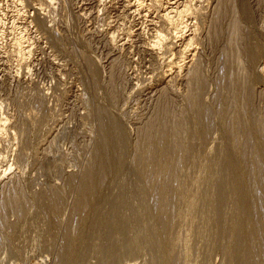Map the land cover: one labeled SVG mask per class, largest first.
<instances>
[{"label": "rangeland", "instance_id": "rangeland-1", "mask_svg": "<svg viewBox=\"0 0 264 264\" xmlns=\"http://www.w3.org/2000/svg\"><path fill=\"white\" fill-rule=\"evenodd\" d=\"M136 1L0 0V264H264V217L254 237L241 213L264 183L233 159L264 163V0H189L179 36L182 0ZM162 124L188 158L168 175L139 167Z\"/></svg>", "mask_w": 264, "mask_h": 264}, {"label": "bare ground", "instance_id": "bare-ground-1", "mask_svg": "<svg viewBox=\"0 0 264 264\" xmlns=\"http://www.w3.org/2000/svg\"><path fill=\"white\" fill-rule=\"evenodd\" d=\"M48 1V0H47ZM50 1V0H49ZM139 1L140 0H138V3H139ZM174 1H176V0H174ZM183 2H182V4L181 5H173V6H171V8L170 7H168V9L167 8H165V12H164V14H163V18H164V21L165 22H169V26L171 27L172 26V28H173V32H171V33H174L175 32V34H180V33H182L181 32V30L182 29H184L187 25H186V17L187 16H189L190 14H192V10L194 11V9L196 8H193L192 9V6L190 5V3L191 2H189V0H188V2L189 3H187V1L185 0H182ZM191 1V0H190ZM199 1V0H198ZM132 2V1H131ZM181 2V1H180ZM180 2H176V3H179L180 4ZM16 4H17V2H15ZM127 3V2H126ZM136 3H137V1H136ZM137 3V4H138ZM141 3H143V2H141ZM141 3H139V4H141ZM135 4V3H134ZM136 4V5H137ZM158 4V3H157ZM166 4H167V1H166ZM173 4V3H172ZM126 5V4H125ZM171 5V4H170ZM192 5H194L193 3H192ZM154 6V5H153ZM161 6V5H160ZM128 7H130V6H128ZM136 7V6H135ZM134 7V8H135ZM142 7V6H141ZM141 7L139 6V8L141 9ZM159 7V6H158ZM194 7V6H193ZM137 9V8H136ZM18 12H19V10H17ZM137 12L136 13H138V10H136ZM196 11V10H195ZM194 15H195V12H194ZM192 15H190L189 17H191ZM133 17V16H132ZM188 18V17H187ZM192 18V17H191ZM167 22V23H168ZM188 24V23H187ZM4 25V24H3ZM189 25V24H188ZM195 27V26H194ZM171 30V29H170ZM158 31H160V30H158ZM183 31V30H182ZM184 31H185V29H184ZM192 31V30H191ZM19 33V32H18ZM156 33H158V32H156ZM184 33V32H183ZM192 34L194 33V31L193 32H191ZM175 34H173V35H175ZM172 35V34H171ZM176 35V36H177ZM16 36V35H15ZM14 36V37H15ZM162 33H158V35L156 34V38L155 39H152V41H150L151 43H152V46L154 47L155 45L156 46H159L158 44L161 42V40H163L164 39V36H163V38H162ZM175 36V37H176ZM179 36V35H178ZM176 37V38H179V37ZM182 36L184 37V39H185V42H184V44H183V49L181 48L180 49V51H179V49H177V51H179L180 53H184V51L186 50V49H190L189 47H192L191 46V43L193 42V39H192V37H193V35L191 36V37H189V36H187V37H185V35H183L182 34ZM113 37L114 36H112L111 35V37L109 36V38L111 39V42L114 40L113 39ZM22 38H24V37H22ZM153 38V37H152ZM174 38V37H173ZM180 38H181V36H180ZM194 38V37H193ZM184 39H183V41H184ZM20 40V39H19ZM19 40H17L16 39V41H18V42H16L17 44H15L16 45V50H17V52L19 53V56H23V57H25L24 55H28V54H26L28 51L25 49V44L22 46V43H24L23 41H22V43L19 41ZM23 40V39H22ZM166 40V39H165ZM164 41V40H163ZM13 43V42H12ZM113 43V42H112ZM151 43H149V45L151 44ZM161 44H162V42H161ZM172 44V43H171ZM161 46V45H160ZM27 47V46H26ZM162 47V46H161ZM168 47V46H167ZM160 48V47H159ZM30 49V48H29ZM15 50V51H16ZM191 50V49H190ZM177 51H175V52H177ZM178 52V53H179ZM190 51H188L187 50V53H189ZM263 53V52H262ZM176 54V53H175ZM182 54H178V55H182ZM186 53H184L183 55H185ZM256 53H255V51H253V53L251 54V55H249L250 56V58L251 59H253V56L255 55ZM189 55V54H188ZM188 55H187V57H188ZM193 54H191V56H190V58L192 57V59H193V56H192ZM179 56V57H180ZM173 57V56H172ZM27 58V57H26ZM182 58H183V56H182ZM182 58H180L181 60H182ZM185 58V57H184ZM21 59H23V58H21ZM177 59V58H176ZM188 59V58H187ZM191 59V60H192ZM172 60V59H171ZM184 60V59H183ZM191 60H190V62L189 63H191ZM25 61V60H24ZM168 61H170L169 59H168ZM179 62H180V60H178ZM177 61V62H178ZM186 61V60H185ZM183 62V61H182ZM181 62V63H182ZM173 63V62H172ZM185 63V62H184ZM188 64V63H187ZM171 66L170 67H172L173 66V64H170ZM175 65V68L176 69H178L179 71L181 70V66H183L182 64L180 65V64H178V63H175L174 64ZM188 66H190V65H188ZM171 69V68H170ZM175 69V70H176ZM172 70V69H171ZM178 70H176L177 72H178ZM167 71H170V70H167ZM166 71V72H167ZM198 65L196 64V65H193L192 67H190L189 69H188V74H189V78H190V80L192 79V80H199L200 78H199V74H198ZM175 72V71H174ZM167 74H165V76H166ZM172 77V76H171ZM165 79V78H164ZM168 83V82H167ZM191 97H193V96H191ZM190 103H192L191 104V107L193 108V111L195 112V111H197L198 109H199V107H200V103H199V99L198 98H193V100L191 99L190 100ZM2 121V120H1ZM2 125V124H1ZM163 125V127H164V124H162ZM166 126V125H165ZM161 127V126H160ZM168 127V126H167ZM181 127L182 126H180L178 129H179V131H177L176 133L177 134H179V132H180V130H181ZM165 129L164 130H166L167 129V131L166 132H163L162 131V128H161V131L163 132H161L160 131V128H159V132L161 133L160 135H159V133H158V137L159 138H157V137H155V138H157V139H151L150 140V138L149 137H147V139H146V137L145 138H143V140H145L144 142H143V144H144V147L143 148H141L142 147V145L140 146V148H141V153L140 154H142L141 155V158L139 159V167L140 166H144V168H148L147 166H149L150 167V170H152V169H154V171L155 172H159V171H165V172H163V173H166L167 175L170 173V171H171V168L173 169V167H176V165L178 164H181V161L183 162V163H186L188 160V158H186V162H185V157L186 156H184V158H177V154H178V151H181L182 150V146L180 145V143H179V141H177L176 140V138H175V136H174V134H175V132H174V134L173 133H169V131H171V130H169L168 128H166V127H164ZM172 129V128H171ZM105 130V129H104ZM169 130V131H168ZM183 131V130H182ZM167 132L169 133V134H167ZM173 132V131H172ZM184 133L186 132L185 130L183 131ZM170 134H173V136L172 135H170ZM176 134V135H177ZM191 134V133H190ZM205 134V133H204ZM157 135V134H156ZM169 135V136H168ZM203 135V134H202ZM104 136H106L105 134H104ZM116 136V135H115ZM114 136V137H115ZM171 136V137H170ZM178 136V135H177ZM186 136V135H185ZM107 137V136H106ZM118 137V135L116 136V138ZM152 137V136H151ZM264 139V138H263ZM117 140V139H116ZM107 140H104V142H103V145H104V143L106 142ZM118 142H120L119 141V138H118V141H116V142H114V144L116 145V143H118ZM107 143V142H106ZM107 144H109V143H107ZM106 144V145H107ZM119 144H121V143H119ZM112 145V144H111ZM118 146V145H117ZM103 147V146H102ZM115 148V147H114ZM177 151V154L174 156V154H175V152ZM256 152V153H255ZM139 154V155H140ZM113 155V154H112ZM111 155V156H112ZM245 156H247V158L248 159H250V161H251V163H252V167H253V169L252 170H249L248 171V173L247 174H245L244 175V172L242 173V171L240 172V168H241V165H242V162H243V159H247ZM260 158V154H258V152H257V150H255L252 146H250V145H248L247 146V148H245L244 149V151L242 150V154H241V156H236V157H234L233 159H234V169H235V171H237L238 173V175L240 176V179H241V182H243V183H246L247 185H251V187H253V189L254 190H256V187L257 186H263V183L264 182H262L261 180H260V178H261V176H262V174H261V171H262V169H264L263 167H264V163L259 159ZM111 158V157H110ZM263 159H264V156L262 157ZM247 159V160H248ZM180 166V165H179ZM184 166H185V164H184ZM10 167V166H9ZM138 167V168H139ZM181 168L183 167V165L182 166H180ZM179 167V173L181 172L180 171V168ZM142 167H140V169H141ZM175 169V168H174ZM142 171H143V168L141 169ZM149 170V169H148ZM147 170V171H148ZM167 170V171H166ZM176 170H178V168L176 169ZM140 171V170H139ZM145 171V170H144ZM174 171V170H173ZM146 172V171H145ZM149 172V171H148ZM176 172V171H175ZM159 173H161V172H159ZM141 174V173H140ZM144 174V173H143ZM171 174V173H170ZM181 174V173H180ZM3 175V174H2ZM182 175V174H181ZM245 176L247 177V180L245 179ZM180 181L182 182V180L180 179ZM222 182H226V181H222ZM165 183V182H164ZM167 183V182H166ZM181 184V183H180ZM224 185H225V183H224ZM221 186H223V183L221 184ZM253 192H255V191H250L246 196H244V198H243V206L241 207L243 210H242V214H243V216H244V224H243V228L242 229H244V227H245V229L244 230H246V234L248 233L250 236L251 235H253V234H256V232L258 231L257 230V225H258V222H260V220H262V218L264 217V215L263 214H259V212L261 211V210H263L264 209V197H262V196H258V195H256V196H253ZM257 201H260V207H259V210H258V212L257 213H252V211L250 212V208H251V205H253L254 203H257ZM167 199L165 198L164 199V202H163V204H167ZM244 211V212H243ZM238 213V212H237ZM238 215H240V214H236V216H238ZM243 216H242V218H243ZM241 217V216H240ZM235 218V217H234ZM239 218V217H238ZM239 220V219H238ZM241 220V219H240ZM242 221V220H241ZM242 224V223H241ZM240 225V222H239V224H238V226ZM230 227V226H229ZM236 229L238 228H241V227H235ZM232 229V228H231ZM236 230V231H240V230ZM242 229H241V231H242ZM235 233H237V232H235ZM240 233V232H239ZM243 234V233H242ZM245 234V236L244 237H242L241 236V238H245V239H247L244 243H243V246L242 247H246V249H248V250H250V248L251 247H254V245H250L248 242H250L251 240H249L248 241V235H246ZM263 234V233H262ZM237 235V234H236ZM240 235V234H239ZM256 235H258V234H256ZM254 237H255V235H253ZM257 238V237H256ZM250 239H253V237L252 238H250ZM240 241H241V239H240ZM240 241H238L239 242V244H240ZM253 242V241H252ZM241 243H242V241H241ZM253 244H256V243H254L253 242ZM240 245H242V244H240ZM258 245V244H257ZM259 245L260 246H262L261 247V252L262 251H264V244H260L259 243ZM258 245V246H259ZM88 248V247H87ZM84 257V256H83ZM82 261H83V258H82ZM82 261H80V263L79 264H82ZM78 264V263H77Z\"/></svg>", "mask_w": 264, "mask_h": 264}]
</instances>
